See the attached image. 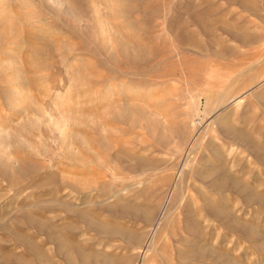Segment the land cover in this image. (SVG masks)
Masks as SVG:
<instances>
[{"label": "rangeland", "instance_id": "374dc122", "mask_svg": "<svg viewBox=\"0 0 264 264\" xmlns=\"http://www.w3.org/2000/svg\"><path fill=\"white\" fill-rule=\"evenodd\" d=\"M0 264H264V0H0Z\"/></svg>", "mask_w": 264, "mask_h": 264}, {"label": "bare ground", "instance_id": "6f19581e", "mask_svg": "<svg viewBox=\"0 0 264 264\" xmlns=\"http://www.w3.org/2000/svg\"><path fill=\"white\" fill-rule=\"evenodd\" d=\"M133 53V52H132ZM151 53H152V55L153 56H157V55H160V54H158V52L155 50V48H153L152 47V51H151ZM127 54V53H126ZM130 54V53H129ZM126 56V55H125ZM132 59V58H131ZM134 59V58H133ZM128 60V59H127ZM134 61V60H133ZM137 69V68H136ZM225 128V127H224ZM239 132V131H238ZM199 139V138H198ZM200 140V139H199ZM198 144V143H197ZM221 155V154H220ZM85 162V161H84ZM215 164V163H214ZM92 172V171H91ZM192 172V171H191ZM194 173V172H193ZM210 175V174H209ZM221 175V174H220ZM205 178V177H204ZM223 180V179H222ZM224 181V180H223ZM174 193V194H173ZM173 195H174V200L176 199V196L178 195V190H175V191H173ZM181 194V193H180ZM183 194H184V192H183ZM181 198H183V197H181ZM177 199H178V197H177ZM213 200V199H212ZM179 201V200H178ZM183 201V200H182ZM184 205V204H183ZM81 212V211H80ZM237 223V222H236ZM232 231H234V230H232ZM157 235V234H156ZM58 244V243H57Z\"/></svg>", "mask_w": 264, "mask_h": 264}]
</instances>
